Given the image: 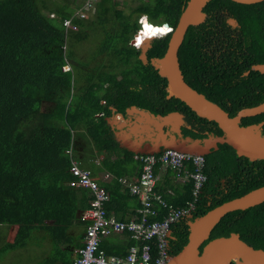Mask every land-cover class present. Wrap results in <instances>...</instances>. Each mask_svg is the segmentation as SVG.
<instances>
[{
	"label": "trees",
	"instance_id": "obj_1",
	"mask_svg": "<svg viewBox=\"0 0 264 264\" xmlns=\"http://www.w3.org/2000/svg\"><path fill=\"white\" fill-rule=\"evenodd\" d=\"M134 1L125 9L121 0H96L89 17L80 18L73 15L85 0H0V258L34 242L40 245L36 233L41 232V240H51L52 252L37 264H75L72 250L65 246H83L78 237L89 223L83 216L89 203L82 198L83 190L68 183L69 169L73 158L83 167L92 165L78 150L79 139L91 152L124 153L108 166L116 175L106 185L108 213L118 214L116 202L130 205L132 197L138 199L118 179L132 170L129 165L135 159L133 151L120 146L108 122L116 112L127 115L134 105L162 115L177 110L191 125L183 127L185 136L224 134L217 122L197 115L181 99L168 97L166 77L153 60L164 56L170 34L153 39L145 58L131 44L136 34L134 44L140 46L141 16H147L144 22L168 23L174 29L188 0ZM204 12L208 17L189 27L179 50L184 79L235 116L264 102V73L249 71L253 64L264 63V1L209 0ZM229 17L239 25H230ZM65 18H72L77 29L66 30ZM88 40L93 43L83 58L79 49ZM65 65L71 68L64 70ZM260 122L264 112L242 118L241 124ZM205 172L208 180L195 213L172 226V257L187 244L190 221L264 186V158L239 155L230 143H220L206 155ZM181 185L172 186L175 195L162 193L175 208L185 206L192 196V184ZM167 211L161 208L159 217ZM11 226L17 231L9 240ZM73 228L78 235L70 232ZM231 233L264 250V202L227 213L208 240ZM134 243L130 237L127 248L118 251L103 239L99 248L108 255H126Z\"/></svg>",
	"mask_w": 264,
	"mask_h": 264
},
{
	"label": "water",
	"instance_id": "obj_2",
	"mask_svg": "<svg viewBox=\"0 0 264 264\" xmlns=\"http://www.w3.org/2000/svg\"><path fill=\"white\" fill-rule=\"evenodd\" d=\"M208 1L188 0V4L176 27L171 33H167L171 36L164 56L154 59L153 63L159 69V73L166 77L164 87L168 91V97L174 96L181 99L197 115L217 122L224 134L221 136L209 134L208 137L204 138L185 136L183 127L190 128L191 125L185 119L184 113L175 110L164 115L154 114L134 105L127 109V114L128 112L138 113L136 119H127V115L120 112L115 114L121 115L123 121L116 119V117L109 118L111 125L115 129L116 139L123 147L133 152L142 153H155L163 148H173L182 152L207 155L212 149H218L220 143H230L239 155L247 156L253 160L264 158V122L248 126L241 124L242 118L263 113L264 102L253 107L244 108L237 115L231 116L223 107L209 100L184 79L183 64L179 59V50L189 27L205 21L206 13L204 8ZM232 1L253 4L264 0ZM227 22L234 27L239 25L235 17H229ZM151 41L145 46H141V50L146 48V51L151 46ZM142 57L145 58V54H142ZM253 70L264 73V63L253 64L249 71ZM142 113L144 114L143 119L139 117L143 116ZM147 116H151V119L148 120ZM144 142L146 143L144 144ZM262 202H264V186L227 200L190 221L187 244L179 254L171 258L168 264H197V255L201 253V247H203V254L200 255L208 257L211 251V248L208 250V247L213 243H215L214 249H217L215 257H213L214 264H246L244 257L235 256L236 250L249 254L253 259V264H264V250L255 248L237 233L214 238L206 243L214 226L227 213L248 209ZM205 232H207L206 237L201 239Z\"/></svg>",
	"mask_w": 264,
	"mask_h": 264
},
{
	"label": "built area",
	"instance_id": "obj_3",
	"mask_svg": "<svg viewBox=\"0 0 264 264\" xmlns=\"http://www.w3.org/2000/svg\"><path fill=\"white\" fill-rule=\"evenodd\" d=\"M95 2L86 0L73 16L88 18L94 11ZM63 24L66 30L78 27L72 18H65ZM67 66L63 67L64 70ZM117 116L114 114L112 117ZM68 152L72 155L71 149ZM134 159L142 164L140 175L135 180L123 176L118 178L140 201L135 215L127 220H119L114 214H109L106 207L110 193L105 183L112 178V173L106 172L103 179H99L92 170L82 167L80 160L72 159L68 183L83 190L89 203L83 214L89 223L83 246L77 250L75 264H168L171 260L169 238L172 226L193 216L208 180L206 155L163 148L155 153L134 152ZM157 166L174 170L180 183L192 184V196L185 206L175 208L156 189L159 179ZM161 208H168L162 218L159 217ZM113 233H126L135 240L126 255H108L99 248L102 238Z\"/></svg>",
	"mask_w": 264,
	"mask_h": 264
},
{
	"label": "crops",
	"instance_id": "obj_4",
	"mask_svg": "<svg viewBox=\"0 0 264 264\" xmlns=\"http://www.w3.org/2000/svg\"><path fill=\"white\" fill-rule=\"evenodd\" d=\"M109 118H108V122L111 125V122H110ZM111 128L114 130V133H115V129L113 128L112 125H111ZM115 137H116V134H115ZM80 140L82 141L83 146L80 147V148L78 147V150L80 152H82L83 154L88 155L89 156L88 162L92 163V165L90 167H84V168L92 170L93 173L99 179H103L104 174L106 172L112 173V175H113L112 178H110L105 183V185H107L108 183H110L112 181L113 178L116 177V175L110 170V167H108V166L113 164V163H115V162H117L118 160L122 159V157L124 156V153L119 151V150L110 151L109 149L102 150V152L98 151L97 149H94V151L91 152L87 148H84V142H83L82 139H80ZM119 144H120V142H119ZM120 146L123 147L121 144H120ZM129 166L132 168V170L129 173H126L123 177H126V178L131 179V180H135L140 175V173H141L140 170H142V168L140 170H138L139 166H140V162L135 160ZM157 173H158L159 179H158L157 184H156V189L158 187L157 190L160 193H169L171 195H175L176 192L172 188V186L176 187V185L179 184L181 187H183V185H181L182 183L179 182L177 174H176V172L174 170H172L170 168H167V167L159 166L158 169H157ZM82 198L85 199V195L83 193H82ZM115 204H116V206L121 207V208H120L118 214H117V212L116 213L114 212L113 214L116 216V218L118 216H123V218H124L123 220H127V219L132 218L135 215L136 208L139 207V205H140V204H138V199L137 198L135 199L133 197L129 201L130 205H127L126 203H123V202H118V203L116 202ZM127 207H128V209H126ZM83 214H84V212H83ZM118 219L121 220L120 218H118ZM11 227H12L11 228V235L8 238L9 240L13 239V237H14L16 231H17V226H11ZM70 232L72 234L78 235V230H76L75 228L71 229ZM36 234L39 237V239L38 238H36V239L39 242H41V244L39 245L37 242H34L33 245L36 246V247H40V248H42L44 245H47L48 249L49 250L51 249L50 252L48 253V255H50L51 252H52L51 240L48 237L46 239H44V240H41V237L43 236V234L41 232L36 233ZM84 234H85V232H83L78 237V243L79 244L83 243ZM103 239H104V242L108 245V247L110 249L118 250V251H122L124 248H127V246L130 243V236L128 234H126V233L109 234V235L104 236L102 238V240ZM34 241H35V239H34ZM29 245H32V243L29 244ZM65 248H70L72 250L73 258H74V261H75L77 255H78L77 250L80 248V246H78V245H72V246L68 245V246H65Z\"/></svg>",
	"mask_w": 264,
	"mask_h": 264
},
{
	"label": "rangeland",
	"instance_id": "obj_5",
	"mask_svg": "<svg viewBox=\"0 0 264 264\" xmlns=\"http://www.w3.org/2000/svg\"><path fill=\"white\" fill-rule=\"evenodd\" d=\"M75 1L80 2V1H84V0H75ZM85 2H86V0H85ZM121 3H122V6L126 9L128 6L135 5L136 1H134V0H121ZM140 18H139V21H140ZM158 37H162V36H158ZM138 40H139V38H138ZM92 43L93 42H91V40H88L83 44L84 49L83 50L79 49V52L83 58H86V56H88L86 54H87L89 48L91 47ZM145 49L146 48H144L142 50L143 54L145 52ZM69 68H71V67L67 66L65 69L68 70ZM54 107H55V104L50 103L48 108L53 109ZM137 116H138V113L128 112L127 119H131V118L136 119ZM145 143L146 142H144V144ZM76 144H77L76 146L79 148L83 146V143L80 139L76 142ZM47 249H48L47 245H44L42 248H40V247H36L32 244V245H29L27 247L18 248V249L13 250V251H8L4 254L1 253L3 255L0 258V264H36L37 262L42 261L43 258L48 255V253L50 252L51 249L50 250L48 249L49 251Z\"/></svg>",
	"mask_w": 264,
	"mask_h": 264
},
{
	"label": "bare ground",
	"instance_id": "obj_6",
	"mask_svg": "<svg viewBox=\"0 0 264 264\" xmlns=\"http://www.w3.org/2000/svg\"><path fill=\"white\" fill-rule=\"evenodd\" d=\"M170 31H171V27L168 24L156 25V24L150 23L149 21L146 20L145 22H143V26L141 27V30H139L138 43H140L141 46H145L146 44H148L151 41L152 38L158 37V36H163V35L169 33ZM134 36H136V34ZM139 117L141 119H143L142 117H144V114H143V116L141 115ZM116 119L123 121L121 115H118L116 117ZM147 119L150 120L151 116H147ZM206 235H207V232L203 233L201 239H204L206 237ZM214 244L215 243H213L212 245H210V247H208V250H209V248H211L210 249L211 251H210V254L208 257H204L200 254L197 255V264H214V262H213L214 258L213 257H215V254L217 252V249H214L215 248ZM236 255H240V256L244 257L246 264H253L254 263L252 257L244 251L241 252L239 250H236L235 256ZM263 257H264V255H263Z\"/></svg>",
	"mask_w": 264,
	"mask_h": 264
},
{
	"label": "clouds",
	"instance_id": "obj_7",
	"mask_svg": "<svg viewBox=\"0 0 264 264\" xmlns=\"http://www.w3.org/2000/svg\"><path fill=\"white\" fill-rule=\"evenodd\" d=\"M144 18H147V16L146 15H143V16H141V18H140V21H139V23H140V29L139 30H141V27L143 26V20H144ZM171 27V26H170ZM173 28V27H172ZM138 30V31H139ZM174 30V29H173ZM169 33H171V32H169ZM167 35V34H166ZM165 36V35H164ZM133 38H134V36H133ZM133 38H132V40H131V44L132 45H134L135 47H137V48H139V49H141V46H138L137 44H134V43H132V41H133ZM156 37H154V38H152V41H153V39H155ZM152 41H151V43H152ZM70 69V68H69ZM68 69V70H69Z\"/></svg>",
	"mask_w": 264,
	"mask_h": 264
},
{
	"label": "flooded vegetation",
	"instance_id": "obj_8",
	"mask_svg": "<svg viewBox=\"0 0 264 264\" xmlns=\"http://www.w3.org/2000/svg\"><path fill=\"white\" fill-rule=\"evenodd\" d=\"M207 17H208V15H207V13H206V18H207ZM133 41H134V40H133ZM133 41H132V43H133ZM137 42H138V41H137ZM185 116H186V115H185ZM185 119H186V118H185ZM208 136H209V134H208L206 137H208ZM208 241H209V240H208ZM208 241H207V242H208ZM207 242H206V243H207ZM206 243H205V244H206ZM205 244H204V245H205ZM200 251H201L200 254H203V247H201V250H200ZM236 256H238V255H236Z\"/></svg>",
	"mask_w": 264,
	"mask_h": 264
}]
</instances>
